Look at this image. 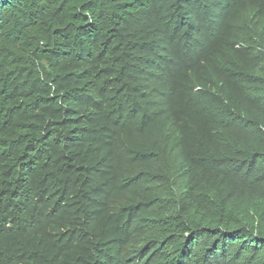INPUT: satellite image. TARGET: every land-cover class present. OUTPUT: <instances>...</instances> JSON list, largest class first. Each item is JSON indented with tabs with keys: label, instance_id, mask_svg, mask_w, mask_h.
Returning a JSON list of instances; mask_svg holds the SVG:
<instances>
[{
	"label": "trees",
	"instance_id": "1",
	"mask_svg": "<svg viewBox=\"0 0 264 264\" xmlns=\"http://www.w3.org/2000/svg\"><path fill=\"white\" fill-rule=\"evenodd\" d=\"M0 264H264V0H0Z\"/></svg>",
	"mask_w": 264,
	"mask_h": 264
},
{
	"label": "clouds",
	"instance_id": "2",
	"mask_svg": "<svg viewBox=\"0 0 264 264\" xmlns=\"http://www.w3.org/2000/svg\"><path fill=\"white\" fill-rule=\"evenodd\" d=\"M238 47V46H237ZM222 77V76H221Z\"/></svg>",
	"mask_w": 264,
	"mask_h": 264
}]
</instances>
